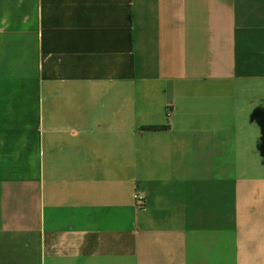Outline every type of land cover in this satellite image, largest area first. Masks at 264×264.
Returning <instances> with one entry per match:
<instances>
[{
	"label": "crops",
	"instance_id": "crops-1",
	"mask_svg": "<svg viewBox=\"0 0 264 264\" xmlns=\"http://www.w3.org/2000/svg\"><path fill=\"white\" fill-rule=\"evenodd\" d=\"M0 121V264H264V0H0Z\"/></svg>",
	"mask_w": 264,
	"mask_h": 264
},
{
	"label": "water",
	"instance_id": "water-1",
	"mask_svg": "<svg viewBox=\"0 0 264 264\" xmlns=\"http://www.w3.org/2000/svg\"><path fill=\"white\" fill-rule=\"evenodd\" d=\"M110 221L99 225H90L85 222L84 218H77L74 222L64 226L62 232L60 230L54 239L58 251L56 252V261L51 264H97L100 259L105 257L102 254L99 257V251L105 247L104 239ZM81 237L90 240V244L93 246L92 254L82 255L79 253L78 241Z\"/></svg>",
	"mask_w": 264,
	"mask_h": 264
},
{
	"label": "rangeland",
	"instance_id": "rangeland-1",
	"mask_svg": "<svg viewBox=\"0 0 264 264\" xmlns=\"http://www.w3.org/2000/svg\"><path fill=\"white\" fill-rule=\"evenodd\" d=\"M0 123H2V122L0 121ZM0 127H2V126H0ZM8 127H9V132H8L9 134H16L18 132V129H17L18 124L13 123L11 125H8ZM237 167H239V166H237ZM243 175H247V176H256L257 175L256 180L249 181L250 182L249 186L251 188H253L255 186L257 188H264V164H262V165L261 164L243 165ZM246 186H248V185H246L244 183V180H243V187H246ZM256 212H257V210H256ZM256 212H254V213H256Z\"/></svg>",
	"mask_w": 264,
	"mask_h": 264
},
{
	"label": "trees",
	"instance_id": "trees-1",
	"mask_svg": "<svg viewBox=\"0 0 264 264\" xmlns=\"http://www.w3.org/2000/svg\"><path fill=\"white\" fill-rule=\"evenodd\" d=\"M162 128L159 127H148L145 128V131H149V132H156V131H160Z\"/></svg>",
	"mask_w": 264,
	"mask_h": 264
},
{
	"label": "built area",
	"instance_id": "built-area-1",
	"mask_svg": "<svg viewBox=\"0 0 264 264\" xmlns=\"http://www.w3.org/2000/svg\"><path fill=\"white\" fill-rule=\"evenodd\" d=\"M143 201V197L137 196V203L141 204Z\"/></svg>",
	"mask_w": 264,
	"mask_h": 264
}]
</instances>
